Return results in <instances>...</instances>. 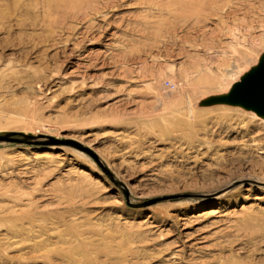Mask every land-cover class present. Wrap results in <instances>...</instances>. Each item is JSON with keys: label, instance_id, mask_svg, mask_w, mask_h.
<instances>
[{"label": "rangeland", "instance_id": "1", "mask_svg": "<svg viewBox=\"0 0 264 264\" xmlns=\"http://www.w3.org/2000/svg\"><path fill=\"white\" fill-rule=\"evenodd\" d=\"M50 1L0 0V264H264V0Z\"/></svg>", "mask_w": 264, "mask_h": 264}, {"label": "bare ground", "instance_id": "2", "mask_svg": "<svg viewBox=\"0 0 264 264\" xmlns=\"http://www.w3.org/2000/svg\"><path fill=\"white\" fill-rule=\"evenodd\" d=\"M50 1V0H49ZM96 1H104V0H51L50 1V4H51V8L53 9V7H55L56 9L55 10H57L58 12H62L63 10L64 11H69V10H71L72 12L73 11H76V10H78V9H81L82 7H84V5H89V4H92V3H94V2H96ZM106 2V5H108L109 4V0H105ZM53 6V7H52ZM87 7H89V6H87ZM214 7V6H213ZM85 8V7H84ZM210 10H212V9H210ZM216 10V9H215ZM71 12V13H72ZM210 12V11H209ZM214 12V11H213ZM207 13V15H208V12H206ZM205 13V14H206ZM215 13V12H214ZM214 13H212V14H214ZM211 14V12L209 13V16H211L210 15ZM262 66V65H261ZM260 66V67H261ZM264 75V68L260 71V76H258V78L255 80V81H257V80H259L262 76ZM254 82H252L248 87H246L243 91H241V93L240 94H244L245 92H246V90L253 84ZM244 102H243V105L244 106H246V107H248V108H254L256 111H258L260 114H263L262 112H261V109L258 107V104H256V103H253V102H249V101H245V100H243ZM264 115V114H263ZM260 118H263V120H264V117L263 116H261ZM260 134H258L256 137H255V141H256V139L257 138H259L260 136H259Z\"/></svg>", "mask_w": 264, "mask_h": 264}, {"label": "water", "instance_id": "3", "mask_svg": "<svg viewBox=\"0 0 264 264\" xmlns=\"http://www.w3.org/2000/svg\"><path fill=\"white\" fill-rule=\"evenodd\" d=\"M242 99L258 104L264 112V75L246 90L243 98L239 96L241 102Z\"/></svg>", "mask_w": 264, "mask_h": 264}]
</instances>
